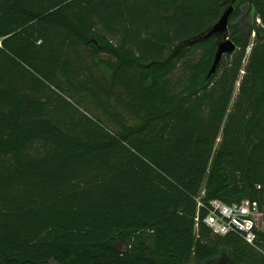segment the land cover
<instances>
[{
	"label": "trees",
	"instance_id": "obj_1",
	"mask_svg": "<svg viewBox=\"0 0 264 264\" xmlns=\"http://www.w3.org/2000/svg\"><path fill=\"white\" fill-rule=\"evenodd\" d=\"M226 1L0 0V264H264L204 222L264 215V0L202 87L215 38L168 59Z\"/></svg>",
	"mask_w": 264,
	"mask_h": 264
},
{
	"label": "built area",
	"instance_id": "obj_2",
	"mask_svg": "<svg viewBox=\"0 0 264 264\" xmlns=\"http://www.w3.org/2000/svg\"><path fill=\"white\" fill-rule=\"evenodd\" d=\"M199 206L203 204L199 202ZM207 208L208 213L204 222L215 233L225 235L236 230L243 234L248 243L254 244L258 219L264 216L256 201L246 198L241 202L228 204L220 199H214Z\"/></svg>",
	"mask_w": 264,
	"mask_h": 264
},
{
	"label": "water",
	"instance_id": "obj_3",
	"mask_svg": "<svg viewBox=\"0 0 264 264\" xmlns=\"http://www.w3.org/2000/svg\"><path fill=\"white\" fill-rule=\"evenodd\" d=\"M235 3L236 0H227L226 1L227 6L223 14L213 26L207 28L197 36L189 38L184 42H182L181 44H179L176 47L175 52H173V54L168 57V59H170L171 56L176 54L179 50H181L185 46L193 45L197 42L205 41L210 38H215L217 43V50L214 56V60L204 82L201 84L200 87H202L204 84H206L216 75V73L219 70L220 64L223 60V57L225 55L232 54L237 48L235 42L232 40V38H230V31H229L230 17L235 10ZM210 264H236V263H234V261L230 258L229 254L224 251L218 260H214L210 262Z\"/></svg>",
	"mask_w": 264,
	"mask_h": 264
},
{
	"label": "rangeland",
	"instance_id": "obj_4",
	"mask_svg": "<svg viewBox=\"0 0 264 264\" xmlns=\"http://www.w3.org/2000/svg\"><path fill=\"white\" fill-rule=\"evenodd\" d=\"M241 14L240 16L235 20L237 22H239L245 29L249 28V23L253 22L254 20V16H253V12L251 10V6L248 3H244L241 6ZM257 23H259V19H257L256 21ZM255 38V33L252 34V39ZM258 230H264V216H261L258 219V226H257Z\"/></svg>",
	"mask_w": 264,
	"mask_h": 264
}]
</instances>
